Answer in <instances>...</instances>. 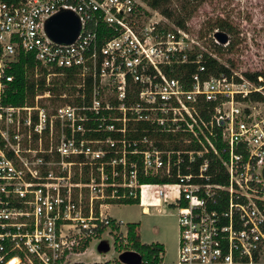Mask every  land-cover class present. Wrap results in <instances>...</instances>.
I'll return each mask as SVG.
<instances>
[{
	"label": "built area",
	"instance_id": "built-area-1",
	"mask_svg": "<svg viewBox=\"0 0 264 264\" xmlns=\"http://www.w3.org/2000/svg\"><path fill=\"white\" fill-rule=\"evenodd\" d=\"M63 10L71 42L47 29ZM166 21L145 0H0V264L102 263L93 240L128 243L109 205L138 197L177 208L176 264H264V66L210 72ZM23 54L37 89L14 103ZM189 60L190 83L167 72ZM70 72L65 101L38 89Z\"/></svg>",
	"mask_w": 264,
	"mask_h": 264
},
{
	"label": "rangeland",
	"instance_id": "rangeland-1",
	"mask_svg": "<svg viewBox=\"0 0 264 264\" xmlns=\"http://www.w3.org/2000/svg\"><path fill=\"white\" fill-rule=\"evenodd\" d=\"M171 6L177 13L189 14L187 28H181L186 32V35H183L185 43L192 46L190 51L214 53L220 61L238 70L264 66V0H171ZM157 11L159 15L167 18V28L180 27L173 18L164 15L158 9ZM223 20L232 23L236 32H229L219 27V22ZM216 30L226 31L232 40L230 44L216 43L214 40ZM65 77L64 74L52 76L53 85L57 84L59 87L55 91L52 89L55 94L54 103L65 101L64 98L59 97L58 92L69 94L74 91L73 82L62 84ZM68 100L72 101L73 97H69ZM146 201L148 203L149 199ZM160 207L161 211L153 209V213L146 214L138 202H116L109 205V211L125 224L139 222L138 229L142 240L149 241L159 232L171 233L177 225V208L168 202H162ZM104 239L110 245L108 251L99 250L100 240H93L88 251L83 254V259L100 260L102 264L108 261V264H117L119 248L115 246L112 236L105 235ZM177 258L176 248L165 251V262L175 263Z\"/></svg>",
	"mask_w": 264,
	"mask_h": 264
},
{
	"label": "trees",
	"instance_id": "trees-1",
	"mask_svg": "<svg viewBox=\"0 0 264 264\" xmlns=\"http://www.w3.org/2000/svg\"><path fill=\"white\" fill-rule=\"evenodd\" d=\"M147 3L158 10H160L164 15L171 17L174 19L175 23L183 28H187V19L189 18V14H180L177 13L175 8L171 6V0H145ZM219 27L222 29H226L229 32H236L235 26L230 23L228 20H223L219 22ZM232 41V40H231ZM218 45V44H217ZM234 43H232L231 46H233ZM194 54L190 52V58H193ZM204 61L206 62L208 66V70L210 72H220V71H226L229 72L231 70L230 67H228L225 63L221 62L219 59L209 55L207 52H204ZM29 62V66L33 67L35 65V58L31 54H23L21 57L20 62L16 64V67L14 68V72L16 73V80L13 83V86L17 88V92H10V97L8 98V101L14 102V103H24L26 101V96L30 95V97L34 98V95L36 93V81L34 77H30L27 79L25 74V62ZM197 63L193 62L192 60H189L187 62L181 63L180 65H177L174 69L169 70L167 69V72L171 75L179 76L183 79H186L188 83H190V76L191 73L196 70ZM259 73V71L256 72H250L247 71V74L249 76H256ZM77 79V77L70 73H67L65 80L62 82H74ZM40 85L38 86V89L41 91H45L46 89H53L58 90L59 87H57V84L53 87L46 86L45 85V77H41L39 80ZM56 93V92H55ZM61 93V92H58ZM145 122H140V126L145 125ZM142 181L147 182H167L172 181L169 178H160L158 176H148L145 178H142ZM125 202H138L140 203V199L133 198L129 199ZM128 232H127V238L128 243L123 244L122 242L119 243L118 239L115 242V246L119 248V251L122 250L124 247L126 249H132L135 251H138L141 254V260L138 263L135 264H176V263H167L164 261V254H165V245L164 243L160 241H153V242H143L139 233V222H128ZM109 262V261H108ZM105 263V264H108ZM102 264V263H97ZM117 264H123L120 260Z\"/></svg>",
	"mask_w": 264,
	"mask_h": 264
},
{
	"label": "water",
	"instance_id": "water-1",
	"mask_svg": "<svg viewBox=\"0 0 264 264\" xmlns=\"http://www.w3.org/2000/svg\"><path fill=\"white\" fill-rule=\"evenodd\" d=\"M48 32L59 41L71 42L79 34L81 21L71 10H63L53 15L47 22ZM215 36L222 42L228 40V33L223 30H216ZM99 250L108 251L110 245L105 240L98 245ZM119 260L125 264H135L141 260V254L135 250H125L120 253Z\"/></svg>",
	"mask_w": 264,
	"mask_h": 264
},
{
	"label": "crops",
	"instance_id": "crops-1",
	"mask_svg": "<svg viewBox=\"0 0 264 264\" xmlns=\"http://www.w3.org/2000/svg\"><path fill=\"white\" fill-rule=\"evenodd\" d=\"M157 208L158 207L152 206L150 212H144V211L143 212L146 213V214H150V213H153V209H157ZM112 216L115 217L114 215H112ZM142 241L143 242L160 241V242L164 243L166 251L169 248H171V249L172 248H176V250L178 252V223H177V225L174 226V230L171 233H168L167 231L166 232H162V233L159 232V233H157L156 237H154L152 240H149V241L142 240Z\"/></svg>",
	"mask_w": 264,
	"mask_h": 264
}]
</instances>
